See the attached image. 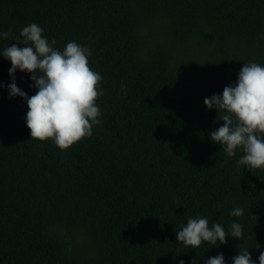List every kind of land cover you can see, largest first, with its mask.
I'll return each mask as SVG.
<instances>
[{"label": "trees", "instance_id": "1", "mask_svg": "<svg viewBox=\"0 0 264 264\" xmlns=\"http://www.w3.org/2000/svg\"><path fill=\"white\" fill-rule=\"evenodd\" d=\"M31 23L61 50L88 47L105 94L93 136L61 150L32 139L0 56V264H232L245 250L258 264L264 170L211 141L223 121L204 100L264 65V0H0V50ZM16 83L35 94L30 74ZM196 217L244 238L185 247L176 231Z\"/></svg>", "mask_w": 264, "mask_h": 264}, {"label": "clouds", "instance_id": "2", "mask_svg": "<svg viewBox=\"0 0 264 264\" xmlns=\"http://www.w3.org/2000/svg\"><path fill=\"white\" fill-rule=\"evenodd\" d=\"M10 35V30L0 32V40H7ZM13 39L21 43L3 48L0 56L12 65L9 69L12 82L6 86L9 97H20L27 103L26 125L32 139L51 140L59 149L68 150L91 138L94 126L101 123L97 101L105 94L102 76L89 66L91 50L75 41L61 50L57 41H49L44 29L36 23L24 26ZM17 71L30 74L34 82L31 86L36 89L31 97L17 86ZM204 104L221 114L219 121H223L222 126L210 132L211 141L229 157L242 152L238 164L245 169L264 170V65L254 61L243 64L237 81L226 86L222 94L205 98ZM230 215L241 217L244 210L234 208ZM229 237L242 240L243 225L233 222L226 232L220 223L209 226L207 218L196 217L189 218L176 231L177 242L193 249L205 243L224 245ZM205 264H226V261L220 253ZM232 264H257V260L245 250L232 258ZM258 264H264V250L259 251Z\"/></svg>", "mask_w": 264, "mask_h": 264}]
</instances>
